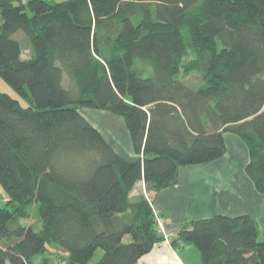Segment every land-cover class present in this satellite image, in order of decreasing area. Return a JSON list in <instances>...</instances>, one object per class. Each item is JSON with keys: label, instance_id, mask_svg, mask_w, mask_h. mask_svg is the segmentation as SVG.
I'll list each match as a JSON object with an SVG mask.
<instances>
[{"label": "trees", "instance_id": "trees-1", "mask_svg": "<svg viewBox=\"0 0 264 264\" xmlns=\"http://www.w3.org/2000/svg\"><path fill=\"white\" fill-rule=\"evenodd\" d=\"M0 12V78L27 101L0 92V264H54L49 247L70 264L98 249L96 264H138L164 241L148 199L181 167L223 158L226 134L247 145L264 195V0H0ZM84 109L121 117L136 156ZM35 203L38 229L22 222ZM259 232L218 215L171 244L203 264H264Z\"/></svg>", "mask_w": 264, "mask_h": 264}, {"label": "crops", "instance_id": "crops-1", "mask_svg": "<svg viewBox=\"0 0 264 264\" xmlns=\"http://www.w3.org/2000/svg\"><path fill=\"white\" fill-rule=\"evenodd\" d=\"M29 56L23 55V58ZM92 124L106 137L101 125ZM234 138L240 140L236 136ZM128 139L132 147L129 133ZM107 140L116 152L121 154L108 138ZM226 142L228 150L227 138ZM226 155L210 163L181 167L179 180L175 186L156 195L152 194L153 208L157 215L163 218L167 231L170 232L168 235L176 236L191 220L218 215L230 217L248 215L255 220L258 212L262 211L264 195L255 189L246 173V165L245 169L240 170L236 164L226 162ZM138 264H203V262L201 252L196 247L176 248L164 240L156 244L152 252L143 256Z\"/></svg>", "mask_w": 264, "mask_h": 264}, {"label": "rangeland", "instance_id": "rangeland-1", "mask_svg": "<svg viewBox=\"0 0 264 264\" xmlns=\"http://www.w3.org/2000/svg\"><path fill=\"white\" fill-rule=\"evenodd\" d=\"M55 2H64L67 0H52ZM2 20L1 12H0V23ZM15 38L20 40L23 44V55L25 57H28L30 55V50L28 47V43L26 42L25 35L23 32H18L15 34ZM194 56L193 54L188 55L187 60L193 59ZM191 79L195 80L196 77H192ZM65 86L69 87V82L66 80L65 81ZM0 92L2 94H7L8 96L18 100L23 106L27 105V101L21 97L15 89L6 83L4 80L0 78ZM83 114L86 116L87 119H89L92 123L99 124L102 126V129L104 130V133L106 137L114 144L116 149L125 157L127 158H133L135 157V154L132 150V147L130 145L129 139H128V133L123 125V119L119 116L111 115L109 112H98V111H93L90 109H84ZM227 139H228V153L225 157L226 162H230L233 165L236 164L240 170L245 169V165L247 166L249 162V150L247 145L242 141L238 140L237 138H234L233 135L231 134H226ZM246 170V169H245ZM145 191V186L143 182H139L136 185L135 190L131 195L134 197H137L139 195H142V192ZM148 199V198H147ZM7 200V196L3 189L0 186V201L5 202ZM150 203L153 204L152 199H148ZM264 205V203H263ZM263 205L261 208V212H258L259 215L255 216V222L259 224V242H264V212H263ZM159 218L163 222V218L158 215ZM23 223L26 224H34L36 223L35 227L38 229L40 226V221H39V216H38V205L35 203L30 207V217L29 219L22 220ZM157 224V228L159 233L164 237V240H166L169 244H171L172 239L174 238L173 234L168 235L170 232L167 231V228L165 226V223L163 222V227H160V225ZM184 228V227H183ZM178 234V233H177ZM168 236V237H167ZM177 237V235L175 236ZM172 245V244H171ZM103 254L102 249H98L89 264H96L98 260L101 258ZM47 257L53 262L54 264H70L68 261V256L65 252L58 251L54 247H49V252L46 254Z\"/></svg>", "mask_w": 264, "mask_h": 264}, {"label": "built area", "instance_id": "built-area-1", "mask_svg": "<svg viewBox=\"0 0 264 264\" xmlns=\"http://www.w3.org/2000/svg\"><path fill=\"white\" fill-rule=\"evenodd\" d=\"M156 221H157L158 225H160L159 228L160 227H163V222H161L162 220L159 218V216L157 215V213H156Z\"/></svg>", "mask_w": 264, "mask_h": 264}]
</instances>
